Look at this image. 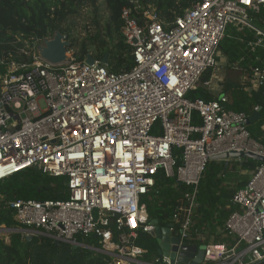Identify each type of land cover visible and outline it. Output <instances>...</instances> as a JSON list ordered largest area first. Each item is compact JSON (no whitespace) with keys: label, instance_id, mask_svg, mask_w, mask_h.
<instances>
[{"label":"built area","instance_id":"2783aa9c","mask_svg":"<svg viewBox=\"0 0 264 264\" xmlns=\"http://www.w3.org/2000/svg\"><path fill=\"white\" fill-rule=\"evenodd\" d=\"M261 9L264 0H201L166 23L155 9L136 16L124 8L123 35L134 66L120 73L71 57L54 65L39 55V41L20 51L30 62L1 59L0 183L34 168L66 178L68 199L9 203L18 226H0V238L44 236L104 254L112 259L108 264H172L163 255L142 261L146 251L135 244L154 230L143 197L158 172L192 189L179 198L166 226L179 238L180 251L191 238L198 186L211 159L231 152L264 158V145L246 124L251 115L228 110L220 94L214 101L187 97L217 66L230 26L253 32L251 52L264 49V30L251 19ZM252 62L258 65L249 67L251 75L242 73L248 92L264 84V59ZM174 149L181 150L179 158ZM252 172L230 200L237 210L225 226L233 245L204 244L200 264L264 261V162ZM77 237L97 238L101 248Z\"/></svg>","mask_w":264,"mask_h":264},{"label":"trees","instance_id":"16d2710c","mask_svg":"<svg viewBox=\"0 0 264 264\" xmlns=\"http://www.w3.org/2000/svg\"><path fill=\"white\" fill-rule=\"evenodd\" d=\"M100 1L0 0V60L4 59L5 64L30 62L31 59L20 52L26 43H41L59 31L71 40L69 50H75L77 61L85 62L88 55L95 61H101L108 53V68L111 71H128L134 66V59L132 49L123 35L124 23L121 16L124 8L131 7L136 16L137 12L141 14L146 10L155 9L163 21L172 23L201 0H104L108 19L103 21L96 14L97 16L90 20L92 30L89 31L88 40L74 44L70 23H76L77 19L82 21V11L86 7L97 10ZM251 19L258 28L264 30V9L252 13ZM254 41L255 36L250 30L230 26L219 45V52L228 60L229 67L233 68L239 63V71L250 76L249 67L258 65L252 60L256 57L264 59V49L250 51L249 43ZM243 57L246 59L241 61ZM5 69L6 65L0 66L2 72ZM248 84L226 82L219 97H227L226 108L238 113L252 115L256 106L261 107V119L251 124L249 130L252 139L264 145V84L258 90L250 92L247 91ZM187 97L192 101H214L219 98L204 86H197ZM173 154L179 158L181 150L174 149ZM241 165L243 170L254 171L259 162L246 159ZM237 166V163L231 166L220 161L208 163L198 186V207L194 212L191 238L186 241V245H204L210 241L233 245L234 237L225 226L231 214L237 210L230 204V200L237 189L248 182L245 179L237 185L229 183L228 175L236 170ZM191 190L190 187L177 183L175 178L166 177L160 170L155 176V186L143 197L151 221L157 220L161 227H166L179 198ZM66 199V178L50 177L34 168L26 169L0 183V226H18L14 220V212L9 208L11 202ZM77 241L101 248L100 241L94 237H77ZM135 244L146 251L141 257L142 261L152 263L159 256L157 241L149 233H141ZM111 260L104 254L86 248H75L65 243L56 245L54 240L44 236H34L28 240L22 234H12L9 244L0 239V264H108ZM259 264H264V261Z\"/></svg>","mask_w":264,"mask_h":264},{"label":"water","instance_id":"95a60500","mask_svg":"<svg viewBox=\"0 0 264 264\" xmlns=\"http://www.w3.org/2000/svg\"><path fill=\"white\" fill-rule=\"evenodd\" d=\"M71 43L68 37L59 31L54 34L51 38H46L43 41V45L38 47L39 55L50 63L57 65L65 62L69 57V47ZM109 54L106 53L103 59L100 61L103 65H108ZM85 63L92 65L95 63V59L88 55ZM261 119L260 112H254L250 119L247 121V125L258 122ZM242 159H253L260 163L264 162V158L259 157L252 153H236L231 152L228 154L215 156L211 161H224L225 164L229 160H242ZM154 226V230L149 234L156 239L159 246L158 254L167 256L172 260V264L177 262V264H200L203 261V256L205 252V245L189 246L185 245L179 251L180 240L177 237H171L169 228L161 227L157 220L151 221ZM32 238H28L31 240ZM56 245H59V241H55ZM173 245V246H171ZM76 248V247H75Z\"/></svg>","mask_w":264,"mask_h":264},{"label":"rangeland","instance_id":"374dc122","mask_svg":"<svg viewBox=\"0 0 264 264\" xmlns=\"http://www.w3.org/2000/svg\"><path fill=\"white\" fill-rule=\"evenodd\" d=\"M82 13H83V18H84V19L81 18L82 21H80V19H77L76 23L74 24L70 23V27L73 33L72 42L74 44H80L88 40L89 31L92 30L89 24H91L90 20H92L93 17L98 15L97 16L98 18L102 19L103 21H106L109 16L108 13L106 12L104 0H101L99 2L97 10L86 7L83 9ZM70 43H71V40H70ZM28 45L29 44L27 43V46ZM68 53H69V58L71 57L76 60V57L74 55L76 53L75 50H69ZM217 60H218L217 66L212 68L211 70H208L204 74L198 86L206 87L207 86L206 83L210 82V86L212 90H214L217 93H220L223 89V85L226 82H233V83L241 82L242 83V72L239 71L238 69L229 67L228 60L222 55L221 52L218 53ZM233 163L234 162L230 163L231 166H233ZM11 235L12 234H8L7 237H1L0 239L4 240L6 243L9 244Z\"/></svg>","mask_w":264,"mask_h":264},{"label":"crops","instance_id":"0c3cea01","mask_svg":"<svg viewBox=\"0 0 264 264\" xmlns=\"http://www.w3.org/2000/svg\"><path fill=\"white\" fill-rule=\"evenodd\" d=\"M206 88L209 90V92L213 95H215L216 97L219 96V94L221 93H217L214 90H212L210 84L208 85V87L206 86ZM246 160V159H242L239 161L236 160H231L230 162H228L226 165H230V163L234 162L233 165H235V163L239 164V166L236 167V170H234L233 172H230L228 177H229V183L230 184H234L237 185L240 182H243L245 179L249 180L251 175H252V171L250 170H243L241 169V163ZM234 178V179H233ZM239 179V180H238Z\"/></svg>","mask_w":264,"mask_h":264}]
</instances>
